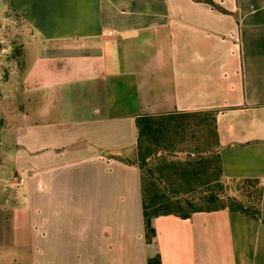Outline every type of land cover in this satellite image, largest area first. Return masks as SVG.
<instances>
[{
  "label": "crops",
  "instance_id": "crops-1",
  "mask_svg": "<svg viewBox=\"0 0 264 264\" xmlns=\"http://www.w3.org/2000/svg\"><path fill=\"white\" fill-rule=\"evenodd\" d=\"M211 1L226 12L7 0L43 53L23 76L32 145L14 153L22 183L0 195V264H264V223L227 210L158 216L147 243L140 172L123 160L137 158L139 116L214 118L191 143L218 155L221 177L260 180L264 220V0Z\"/></svg>",
  "mask_w": 264,
  "mask_h": 264
},
{
  "label": "trees",
  "instance_id": "trees-1",
  "mask_svg": "<svg viewBox=\"0 0 264 264\" xmlns=\"http://www.w3.org/2000/svg\"><path fill=\"white\" fill-rule=\"evenodd\" d=\"M204 1L218 11L226 12L211 0ZM192 117V114L176 111L135 119L137 158L135 161L123 160L137 166L140 172L147 243L156 236L152 220L158 216L187 219L195 212L227 210L264 223L260 212V180L221 177L218 155L211 162L210 155L197 148L191 151L185 147L194 138L193 129L215 127L214 118L196 121ZM214 164L217 170L213 166L211 171ZM235 181L242 182L237 195L231 193L228 186ZM147 264H162L160 256L147 259Z\"/></svg>",
  "mask_w": 264,
  "mask_h": 264
},
{
  "label": "rangeland",
  "instance_id": "rangeland-1",
  "mask_svg": "<svg viewBox=\"0 0 264 264\" xmlns=\"http://www.w3.org/2000/svg\"><path fill=\"white\" fill-rule=\"evenodd\" d=\"M8 4L7 0H0V195L12 193L16 190L14 184L22 183L21 178L13 174L16 163L14 153L21 146L32 145V140L27 141L24 136L23 76L43 53L38 35L30 33L27 24ZM195 138L203 140L199 133L192 141ZM189 144L185 147L193 151L195 145L191 140ZM21 175L26 176V173ZM228 186L230 192L237 195L242 182H231ZM3 215L0 225L7 224Z\"/></svg>",
  "mask_w": 264,
  "mask_h": 264
}]
</instances>
